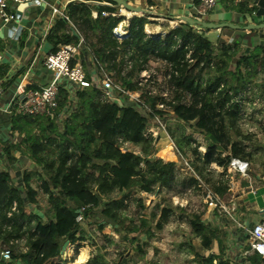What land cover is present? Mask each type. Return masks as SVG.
<instances>
[{"label": "trees", "instance_id": "obj_1", "mask_svg": "<svg viewBox=\"0 0 264 264\" xmlns=\"http://www.w3.org/2000/svg\"><path fill=\"white\" fill-rule=\"evenodd\" d=\"M91 1L102 4L97 5L95 19L89 13L92 2L68 5L73 24L89 42L98 61L107 64L111 78L122 90L139 92L137 79L143 70L149 71V89L140 98L151 105L167 133L174 139H185L184 129L188 126L206 141L203 154L197 146L183 151L198 174L199 167L208 171H215L212 166L225 170L231 157L250 164L256 161L259 150L264 154L255 137L244 134L241 128L247 120L244 118L246 104L254 106L261 102L264 110L263 42L245 54L239 43L209 42L199 27L183 20L169 32L147 34L145 26L151 23L150 15L131 17L127 20L126 35H117L113 29L124 18L102 14L103 11L115 13L116 2ZM145 1L148 8L151 0ZM244 9L249 13L256 10L248 8L246 3L235 10L243 13ZM46 37L51 50L79 42V36L62 19L54 22ZM6 71V67H0V78ZM68 94V89L60 85L55 114L64 111ZM99 96L100 90L96 87L77 91L76 106L63 120L61 128L55 118L30 114L10 117L12 131L21 140L15 144L2 142L1 150L11 164L16 160L11 154L14 150L29 158L32 165L24 171V185L22 182L19 185L8 172H0V250H9L11 254L9 261H0V264H64L60 249L63 240L73 249L71 264H78L75 258L87 245L92 250L88 251V260L80 264H108L101 251L103 247L74 219L77 208L88 203L94 206L87 209L85 217L95 220L99 232L110 227L119 236L115 246L124 244L123 251L131 252L132 259L148 255L155 238L154 213L162 210L173 212L178 226L188 227L203 250L208 251L212 239L218 240L219 255L204 256L196 251L195 264H228L213 261L221 255L224 236L203 221L207 205L204 203L189 212L173 205V197L184 196L186 191L202 195V188L197 180L181 173L175 161L156 158L155 141L151 135L145 136L151 126V112L144 108L139 112L130 105L118 107ZM156 104L174 105L175 110L169 113L155 109ZM171 120L176 132L168 123ZM119 139L138 147L139 153L118 152L112 146ZM247 143L253 148L248 149ZM141 164L144 165L140 174L141 189L145 195L134 197L133 189L128 188V179L132 170L140 169ZM37 167L43 172L36 174L40 191L50 196L55 192L48 217L37 211L25 213V201L40 210L29 184L32 170ZM216 174L211 178L201 175V178L227 201L229 182L224 172ZM19 186H23L26 200ZM147 195L155 198L150 218L140 209L145 206ZM67 196L73 204H65L63 199Z\"/></svg>", "mask_w": 264, "mask_h": 264}, {"label": "crops", "instance_id": "obj_2", "mask_svg": "<svg viewBox=\"0 0 264 264\" xmlns=\"http://www.w3.org/2000/svg\"><path fill=\"white\" fill-rule=\"evenodd\" d=\"M87 1L92 2L94 5V2H97H93L91 0H44V3L41 6L27 7L23 10L22 19L17 24L21 27V32L18 35L17 39L8 38L5 30L3 33V37L0 40V53H2L0 67L4 66L7 69L6 74H4V76L0 78V172H8L11 178L14 179L19 185L22 182L20 174H24V171L26 169L23 168L22 170L18 171L16 170V167L18 165H21L22 161L27 162V165L29 166L32 165V163L29 158L21 156L18 151L12 150L11 154L16 160L13 164H11L8 162L7 156L1 150L2 142L15 144L17 142H20L21 140V136L12 131L10 124L11 116L8 113V109L11 95L14 91L16 83L26 72L29 73L30 78L38 85L46 84L48 82V78H51V75L43 67V58L46 53L51 50L50 45L48 44L46 39L47 33L54 24L50 23L49 21V17H51V9L67 8L66 10H68V5L72 3ZM124 1L127 4H129V1L130 3H132V5H129L133 8V10H130L128 8L127 9L138 14L135 16L150 15L149 20L151 21V23L145 26V32L147 34L155 35L166 32L164 30V27L166 25L165 20H182L183 17H187L186 15L189 10L188 8L193 2V0H151V4L147 8L145 0ZM235 7V9L237 10V6ZM253 8L258 9V7ZM235 9L233 8L230 1H220L218 5L215 6L213 13L209 17L205 18V21L212 24H227V26L220 28L202 29V35L205 39L213 44L239 43L243 52L247 54L252 51L254 47L258 46L261 43L262 39H264V29L241 30L238 29L237 26L261 24L262 22H264V16L250 15L251 13H249L245 9L243 13H239ZM252 31H256V34H254ZM85 42L89 47H91L89 42H87V40H84L80 45L81 49L83 50L87 49ZM98 60L99 59H97V62H99ZM86 64L89 67L88 69L90 70L95 68V66L92 67L93 63L89 58L86 59ZM100 64L103 65V63ZM187 138L188 137H186V139L184 140H188ZM198 141L205 144V140H203L202 135L200 140ZM159 144L160 141L157 143V146H159ZM169 146L172 147L171 145ZM163 150L164 149H160V151L159 149L157 150L158 158L161 157V153H163ZM173 152H175V150L172 148V153ZM172 155H174V153ZM174 161L178 163V160L175 159ZM210 168L214 169L213 166ZM203 169L207 170L205 168ZM212 172L214 171H210V173ZM223 172L225 173V178L229 182L226 189V193H229V199L227 201L216 194L208 186V188L205 189L210 190L213 195H216L224 205H228L233 219L223 218V216L218 212V207L206 206V212L205 216L203 217V221L210 224L211 227L220 230L224 236V238H222L223 249L221 255L218 260L215 259L213 261L215 263L218 261H226L228 262V264H236L233 260L238 262L239 259L242 258L244 250L235 247L233 239L238 237L241 238L243 236V233L240 232V230L252 226L257 221L259 213L264 212V174H261V176L258 175L257 178H259L261 182H258L254 185L255 190L252 192L249 190V186H253L252 183L247 180L248 175H233L231 172L232 178L229 177L228 179L226 176V171L224 170ZM199 178L200 181H197L201 183V174H199ZM201 188L204 202L205 189H203L202 186ZM238 188L243 189V191L237 192L236 189ZM29 207L30 209L25 210V213L27 215L32 212L31 209L34 208V206H32L31 204L29 205ZM37 212L43 213L38 209ZM43 217H45V215ZM94 225H91V228ZM108 228L112 231L110 227H106L105 230H107ZM97 232L98 233H96L95 235L92 234L94 241L95 236L98 237L102 234V232H99L98 230ZM214 247L216 249V252H212ZM60 249L63 253V258L72 257L73 249L71 248L69 243L66 242L61 245ZM202 251L206 252L205 254L203 253L204 256L219 255L218 240L212 239L208 251L203 249ZM86 252L85 247L80 250L79 254L75 258V263H85L89 257L88 251ZM257 258H259L260 260L257 261ZM249 262H251V264H264V258H260L255 254L248 255L247 258L244 259L242 264H248Z\"/></svg>", "mask_w": 264, "mask_h": 264}, {"label": "built area", "instance_id": "obj_3", "mask_svg": "<svg viewBox=\"0 0 264 264\" xmlns=\"http://www.w3.org/2000/svg\"><path fill=\"white\" fill-rule=\"evenodd\" d=\"M220 1L222 0H193L191 6L188 8L189 10L186 16L195 20H205V18L209 17L213 13L215 6L218 5ZM227 1H230L233 6H238L246 3L248 8H253L258 7L257 2L259 0ZM43 3L44 0H0V40L2 39L1 33L4 28L6 30L8 38L17 39L18 35L21 32V27L17 24L22 19L23 10L30 6H41ZM256 11L257 8L256 10L252 11L250 15L256 16ZM89 13L91 18H97V6L93 5L90 8ZM50 14V23H54L57 19L64 20L68 24L72 32L79 36L80 40L77 44H62L55 50H50L46 53L43 58V67L51 75V78H48V82L46 84H36L30 78L29 73L27 72L21 76V78L15 85L14 91L9 101L8 113L10 114V116L15 114H30L35 116H44L49 119L55 118L57 119V122L60 125L59 127L61 128L63 126V120L70 115V113L76 106L77 91L87 87H96L98 90H100L99 99L110 100L111 103L115 104L118 107L130 105L137 109L139 112L142 111V108L151 112V126L146 130L145 136L151 134L154 135V126L162 127V130L166 132L163 124L160 123L161 121L152 112L151 105L144 103L140 98V94L143 92H147L149 89V71L143 70L137 79V84L138 86H140L139 92L130 93L128 91L122 90L120 86L111 78V72L107 64L102 65L97 62V58L94 55V52L92 51L91 47L86 44V42L85 45L87 49H81L80 45L85 39L83 40V36L73 24L69 15V11L66 9L53 8L51 9ZM102 14L105 16H116V13L106 11H103ZM180 21L182 20H165L166 25L164 27V30L166 32H169L175 29ZM127 26L128 23L126 22V24H124V26L122 27V32L115 31L116 28H119L118 24V26L115 27L113 31L117 35H126L125 31ZM195 27L198 26L196 25ZM261 42H263L264 44V41ZM262 56L264 57V52L262 53ZM87 58L92 60V67L95 66L94 69H88L89 67L86 64ZM1 60L2 53H0V63ZM60 85H64L68 89L69 100L64 111L60 115H57L55 114V110L57 107L56 96ZM118 92H121L122 94H118ZM132 94L136 95L134 103H130L126 99L128 97L131 99ZM163 95L165 96V94ZM153 106L155 107V109L166 110L169 113H173L175 110L174 105L164 106L161 104H156ZM157 134L158 133H156V135ZM191 138L192 137H188V141L192 140ZM189 142H191L192 146H197L201 154L205 152L206 144L201 143L198 140L196 141V143H192V141ZM112 147H114L121 154L129 153L130 151H132L130 150L129 145L123 142L122 139H119L118 142L113 144ZM173 149L176 150V148ZM248 164L249 163L245 161L231 157L229 158L225 171H228V175L230 176V178H232V171L230 172V169H233V171H235L236 173L245 176L247 175L246 170ZM143 167L144 165L141 164L140 169L132 170L131 175L128 179V188L133 189L134 197H141V195H145V193L142 192V183L140 180V174L142 171L141 169H143ZM177 167L181 173L200 181L198 172L191 166L189 160L184 158L180 154ZM213 168L218 170L219 172L224 171L215 166H213ZM199 184L202 186L201 183ZM202 187L203 189H205L204 186ZM249 190L252 192L254 191L253 187L251 186H249ZM236 191L242 192L243 189L238 188L236 189ZM204 193V203H206L207 206L218 207V212L223 216V218L233 219L228 205H224L216 195H213L210 190L205 189ZM147 196L148 203L152 202L153 199H155L153 196ZM63 200L67 205L73 204V200L71 197L67 196ZM172 202L177 209H183L184 206H179V197H173ZM92 206H94L93 203L80 205L75 211L76 215L74 219L76 221V224H78L82 230L90 231L91 225L95 224V220H89L85 217L87 209ZM240 232L243 233V236L241 238L238 237L233 239V243H235V247L243 249L244 254L238 262H236L235 260L233 261L236 264H242L244 259H246L248 255L252 254L257 255L260 258H264V212L259 213L257 221L252 226L244 228L243 230H240ZM64 241L65 240L61 241V245L64 244ZM10 259L11 254L9 250H0V261L7 262ZM64 264H71L70 257L64 259ZM248 264H251V262H249Z\"/></svg>", "mask_w": 264, "mask_h": 264}, {"label": "rangeland", "instance_id": "obj_4", "mask_svg": "<svg viewBox=\"0 0 264 264\" xmlns=\"http://www.w3.org/2000/svg\"><path fill=\"white\" fill-rule=\"evenodd\" d=\"M94 3H95V6L102 5L99 2H94ZM128 3L132 5L130 1ZM115 9H116L115 10L116 15L124 18L123 16L119 14V11L122 9H127L125 5H116ZM124 20H125L124 24H126L127 22L126 20H128V18L125 17ZM4 31H5V28L2 30V33H1L2 37H3ZM135 97L136 95L132 94L131 99L129 97L126 99L128 102L134 103ZM244 115H245L244 118H247V120L242 123V126H241L242 132L244 134L253 135L255 137V140H257L258 144H260L264 149V110H263L262 103L258 102L254 104V106L251 103L246 104ZM168 123L172 127V129L176 132L177 128L175 127L176 126L175 123L172 120L169 121ZM163 127L165 129V125ZM153 128H154L155 133L154 135L153 134L151 135L153 136L155 140V143H154L155 149L158 150L159 149L157 146L158 142L156 139L158 137V134H163L165 132L162 130V127L154 126ZM184 131L186 133L185 135L186 137H192L191 138L192 140H189V141H192V143H196V141L200 140L201 138L200 134L192 133V131L190 130L188 126L185 127ZM156 133L158 134L156 135ZM166 134L168 135L169 133H167L166 131ZM169 136L170 135H168V137ZM203 140L205 139L203 138ZM169 141H170V145L172 146L171 148H176V150L175 152H173L174 155H172V160H168V161H174L175 159L178 160L179 154L183 156L184 158L188 159V157L183 154L184 153L183 151L185 150V148L192 146L188 140L174 139L170 136ZM204 142L206 144V141ZM251 143L246 144L248 149L253 148L251 146ZM129 147H130V150H132L133 152H139L138 147L131 146V145H129ZM255 158H256V161H251L250 164L247 165V170H246L248 171L247 180H249L252 183L254 190H255L254 185L257 184L258 182H261V180L257 178L258 175L261 176V174H264V164L263 165L261 164V162L262 163L264 162V154L261 153V150L258 151ZM161 159L163 160V158ZM21 163H22L21 165H18L16 167V170L20 171L23 168H25L27 171L30 169V166L27 165V162L22 161ZM198 171L200 172L202 177H208V178H211L213 175H218L216 173H219L216 170L214 171L215 173L213 172L210 173V171L204 170L201 167H199ZM231 171L233 175L239 174L233 171V169H230V172ZM32 172H33V175H32V178L29 184L33 187L32 190L36 194L38 204L40 206V211L45 213L47 217L51 216L50 211H51L53 197L55 195L54 194L55 192L51 196L41 193L40 188H39V181L36 177V174L37 172L43 174V172L39 167L33 169ZM226 175H227V178L229 179L230 176L228 175V171L226 172ZM22 177H23V174H20L21 180H23ZM201 180H202L201 181L202 186H204L205 188H208L207 185L205 184V181H203V179ZM22 187L23 186H19L22 196L25 199L26 197H25V193ZM154 202H155V199H153V201L150 203L145 201L144 202L145 206L140 208L141 211L143 212V215H145L148 218H150L151 209L153 208ZM25 204L27 205L26 206L27 208L25 207V210L30 209L28 205L29 204L28 201H25ZM203 204H204L203 197L200 194V192L186 191V194L179 198V206L180 207L184 206V209H186L188 212L190 210L192 211V210L201 208ZM133 208L134 209L136 208V203H135V206L133 205ZM31 210L34 212L37 211L35 207ZM205 212H206V209H205ZM154 215L155 216L153 219V224H154L155 238L153 241V246L149 249L148 255H146L143 258L132 259L131 252L126 253L123 251L124 244L122 243L118 244V246H115L116 242L118 241L119 236H116L115 233L112 232L109 228L107 230L104 229V231L102 232L100 236L98 237L95 236L94 242L97 245L103 247V249H105V250L102 249V254L104 255L105 260L107 261L108 264H118V263H122V264H195L194 253L196 251L204 253V254L206 253L202 251V248L200 247L198 240L194 238V236L192 235L188 227L178 226L173 212L158 210L154 213ZM204 216H205V213H204ZM96 228L97 226L94 225L91 228L90 233L94 235L98 233ZM188 244H190L191 247H188ZM91 250H92L91 247H89L88 245L85 246V252L91 251ZM212 252H216L215 247L213 248Z\"/></svg>", "mask_w": 264, "mask_h": 264}, {"label": "water", "instance_id": "obj_5", "mask_svg": "<svg viewBox=\"0 0 264 264\" xmlns=\"http://www.w3.org/2000/svg\"><path fill=\"white\" fill-rule=\"evenodd\" d=\"M116 2L117 5H125L126 8L133 10V8L127 4L124 0H113ZM192 1V0H191ZM258 9L256 12V16H264V0H259L257 2ZM183 21L189 22L192 25H197L201 30L202 29H207V28H220V27H225L227 24H212V23H207L205 20H195L191 19L189 17H183ZM231 26V25H230ZM238 29L241 30H259V29H264V22L261 24H249V25H241L237 26Z\"/></svg>", "mask_w": 264, "mask_h": 264}, {"label": "bare ground", "instance_id": "obj_6", "mask_svg": "<svg viewBox=\"0 0 264 264\" xmlns=\"http://www.w3.org/2000/svg\"><path fill=\"white\" fill-rule=\"evenodd\" d=\"M119 14L121 16H124V18H128L130 19L131 17L135 16V15H138L136 14L135 12H131L127 9H122L119 11ZM124 22L125 20H121L120 23H119V28H116L115 31H119V32H122V27L124 26ZM158 142L160 141V144H159V149H164L163 150V153H161V157L164 159V161H168L169 159H172L171 156H172V148L169 146L170 145V141H169V138H168V135L163 133V134H159L158 137Z\"/></svg>", "mask_w": 264, "mask_h": 264}]
</instances>
